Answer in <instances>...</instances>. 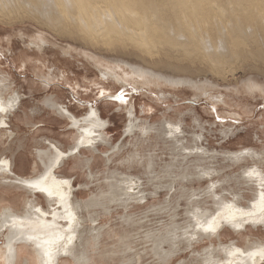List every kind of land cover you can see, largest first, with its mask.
<instances>
[{
  "label": "bare ground",
  "instance_id": "6f19581e",
  "mask_svg": "<svg viewBox=\"0 0 264 264\" xmlns=\"http://www.w3.org/2000/svg\"><path fill=\"white\" fill-rule=\"evenodd\" d=\"M29 23L53 33L63 42L73 43L84 50L92 49L95 53L100 52L104 58L115 63L116 67L104 64L98 57H90L99 68L103 82L112 80L121 85L175 90L189 87L195 91L198 99L210 95L206 87L212 80L229 85L234 80L235 83H244L246 93L264 97V85L260 84V79H264V0H0L1 25L16 29ZM50 43L46 35L40 34L30 45L40 50ZM66 53L71 55L72 52L67 50ZM27 63L28 60L23 61L25 68ZM52 74L47 77H52ZM240 74L239 79L237 77ZM77 87L81 88L80 85ZM105 87L100 90L103 93L101 98L106 100L112 94ZM9 89L10 85H7L5 78H0V106L5 109L0 112V126L7 124L5 117L20 102L19 95H10ZM165 93L162 91L163 95ZM214 99H220L225 104L222 93ZM45 105L61 112L63 117V113L69 114L71 126L77 133L76 139L68 150L63 145H51L48 150H40L39 159L44 171L33 178L19 177L15 174V162L0 158V185L3 186L0 196L8 200V205L0 208V238L5 239L3 246H0V264H21L23 258L24 264H32L33 260L36 264H47L43 247L38 245L43 238L52 234L73 237L70 243L67 239L61 241L62 245H67L66 248L57 246L54 249L52 264L65 263L66 257L72 258L77 264H93L90 254L86 250L82 251L87 244L84 213L101 209L110 215L111 207L116 205L126 211L125 221L132 223V217H127L129 211L134 205L148 202L149 198H160L162 187L154 186V192H149L139 177L134 179L125 176L105 203L99 205L97 201L91 200L86 204L77 200L74 180L59 176L57 171L71 160H80L86 150L96 152L98 143L104 142L103 134L109 122L104 121L100 112L93 109L86 117L78 119L60 107L57 97L47 99ZM133 110L128 113L130 123L127 132L136 136L138 129L140 137L169 135L172 171L177 168L183 171L179 180L184 184L213 181L214 173L217 174V170L212 167L215 161L234 166L248 163V160L254 162L253 166L244 168L241 176L236 179L239 184H254L256 187L255 199L248 207L240 205L242 194L235 195L236 199L232 202L219 201L216 213L198 216L197 213L201 212L197 209L183 235L179 236L177 230L172 231L168 238L160 232L147 234L146 239L152 243L151 256L157 264L173 261L181 248H193L204 240H209L212 245L205 250L204 257L201 256V264H262L264 257H253L251 254L264 249L263 242H255L243 248L238 242L226 245L223 240L225 231L229 229L242 237V231L247 230V225L264 226V209L261 207L264 170L259 166L264 161V154L254 149L224 154H211L209 150L201 149V152L192 153L194 150L190 149L189 153H182L189 150L178 146L181 141L179 135L184 133L182 121H166L161 126L137 124ZM120 149L121 146L115 148L116 151ZM88 158L83 165L86 164L92 179L95 177L92 171L95 158ZM78 168L73 167L72 170ZM148 170L147 177L150 180L146 188L149 185L152 187L157 180L153 175V167L149 166ZM41 180L48 186H58L65 200L61 201L58 196L50 197L29 186ZM174 183L168 188L169 192L175 189L174 194L166 202L177 196ZM11 189L21 190L27 196L24 199L22 194L23 200L21 194L12 193ZM216 191L213 183L202 194V198H213L217 195ZM196 195L195 190L188 194L183 189L179 201ZM11 198L15 200L11 202ZM20 204L22 209L19 208ZM65 209L70 210L74 216L71 223ZM162 210V207L154 209L156 213ZM209 225L214 231H206ZM30 236L40 239H29ZM215 238L219 241L218 248L213 244ZM91 240L98 241L94 236ZM166 245L173 248V251L166 250ZM97 248L98 245L93 246V249Z\"/></svg>",
  "mask_w": 264,
  "mask_h": 264
},
{
  "label": "rangeland",
  "instance_id": "374dc122",
  "mask_svg": "<svg viewBox=\"0 0 264 264\" xmlns=\"http://www.w3.org/2000/svg\"><path fill=\"white\" fill-rule=\"evenodd\" d=\"M19 27L12 29L0 24V78H5L7 85H10V95L20 97L18 106L4 119L7 124L0 126V158L15 162V174L19 177L33 178L44 171L39 159L40 150H48L51 145H63L68 150L74 145L77 133L71 126L69 114L63 113V117L61 112L45 105L47 99L57 97L60 107L78 119L86 117L93 109L100 112L104 121L109 122L103 134L106 140L98 143L96 152L86 150L80 160H71L57 171L59 176L74 180L77 200L86 204L91 200L103 204L125 176L134 179L139 177L149 192H154V186L162 187L160 198H149L148 202L134 205L127 215L128 218L132 217V223L125 221L126 211L116 205L111 207L110 215L101 209L84 213L87 244L82 246V251L86 250L90 254L93 264H157L150 252L152 243L146 239L148 233L160 232L168 238L172 231L177 230L180 236L187 231L197 209L201 212L197 213L198 216H205L210 212L216 213L219 201H234L235 195L242 194L239 201L243 207H248L255 199V185L239 184L236 180L244 168L254 165L252 160L237 166L212 161V167L217 170L213 181L184 184L179 180L183 171H179V168L172 171L170 136L153 134L140 137L138 129L136 136L131 135L127 132L130 123L128 113L134 108L136 123L142 125L161 126L166 121H182L184 133L179 135L181 141L178 146L189 149L182 153H189L190 149L194 150L192 153L209 150L211 154L254 149L264 154V97L246 93L244 83H235L234 80L230 85L212 80L206 87L210 95L198 99L195 91L189 87L175 90L121 85L112 80L103 82L99 68L90 57H98L106 65L114 66L115 63L104 58L100 52L95 53L92 49L84 50L73 43L63 42L33 23ZM40 34L46 35L51 43L39 50L31 46L30 42L35 41ZM67 50L72 52L71 55L66 53ZM24 60H28L27 68L23 65ZM50 74L53 76L48 78ZM240 77L241 74L237 78ZM260 84L264 85V79H260ZM101 87L107 88L112 96L106 100L101 98ZM162 91L166 92L165 95ZM220 93L224 95L225 104L220 101L221 98L214 99L215 96L220 97ZM121 95L127 100L126 104L118 99ZM119 146L120 151H116L115 148ZM88 157L95 158L92 165L94 180L90 178L86 164L83 165ZM149 166L153 167V175L157 180L152 187L149 185L146 188L150 180L147 177ZM259 166L264 170V161ZM73 167L80 168L72 170ZM173 182L177 196L166 202L174 194L175 189L173 192L168 190ZM213 183L217 190L216 199L202 198V194ZM2 187L0 185V193ZM183 189L188 194L195 190L198 195L179 201ZM11 192L21 194L20 198L22 194L24 199L27 196L21 190L11 189ZM177 203L180 206L178 208ZM4 205H8V200L0 196V208ZM22 207L20 204L19 208ZM157 207L164 210L156 213L154 209ZM228 231H225L223 240L226 245L238 242L241 247L248 248L255 242L264 243L263 225H247V230L242 231V237L230 229ZM93 236L98 241L91 240ZM0 239V246H3L5 239ZM200 243L187 250L181 248L173 261L167 264H201V256L204 257L205 250L211 248L212 243L209 240ZM213 244L218 248V239L215 238ZM94 245H98V248L93 249ZM80 248L78 246L79 251ZM165 249L173 251L169 245ZM24 261L23 258L21 264ZM64 262L61 264H77L67 257ZM32 264L36 262L33 260Z\"/></svg>",
  "mask_w": 264,
  "mask_h": 264
},
{
  "label": "snow or ice",
  "instance_id": "6c2138e0",
  "mask_svg": "<svg viewBox=\"0 0 264 264\" xmlns=\"http://www.w3.org/2000/svg\"><path fill=\"white\" fill-rule=\"evenodd\" d=\"M101 95H103V93H101ZM118 99H120L122 103H125V104L127 103V100L125 99V97L123 95L119 96ZM4 110L5 109L3 108V106H0V112H2ZM250 175H251V173H250ZM29 186L34 188V189L39 190L40 192L47 193V195L50 197L51 196H58L61 201L65 200V196L59 190L58 186H55V187L48 186L44 183L43 180L37 181V182H35ZM261 201H262L261 207H262V209H264V195H262ZM65 210L67 212V219H68L69 223H71L72 220H74V216L72 215L70 210H68V209H65ZM37 211H39V209ZM232 218H235V217L233 216ZM13 226H16V225H13ZM21 226H23V225L21 224ZM206 231H214V228L211 225H209V227L206 229ZM72 238L73 237H71V236L65 238L63 235H60V234H52V235H47L46 238L42 239L41 244L38 246L43 247V254L47 259V264H52V260H53V257L55 255L54 249H56L57 246L64 247V248L67 247L66 244L62 245L61 241H64L65 239H67V241L70 243ZM29 239H40V237H31L30 236ZM11 251H12V249L9 246L10 254H11ZM232 254L235 255V253H232ZM240 254L243 255L244 253H240ZM251 255L253 257H255V256L264 257V249H260L257 252L252 253Z\"/></svg>",
  "mask_w": 264,
  "mask_h": 264
}]
</instances>
